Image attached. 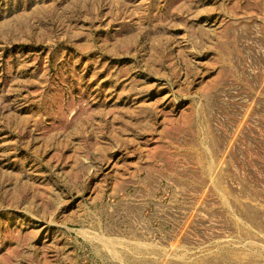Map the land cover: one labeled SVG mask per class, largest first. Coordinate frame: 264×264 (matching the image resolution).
<instances>
[{"label": "rangeland", "instance_id": "1", "mask_svg": "<svg viewBox=\"0 0 264 264\" xmlns=\"http://www.w3.org/2000/svg\"><path fill=\"white\" fill-rule=\"evenodd\" d=\"M0 264H264V0H0Z\"/></svg>", "mask_w": 264, "mask_h": 264}]
</instances>
